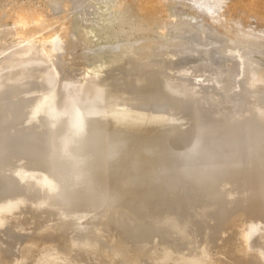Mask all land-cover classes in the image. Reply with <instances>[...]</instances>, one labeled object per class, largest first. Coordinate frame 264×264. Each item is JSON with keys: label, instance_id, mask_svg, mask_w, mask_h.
<instances>
[{"label": "water", "instance_id": "95a60500", "mask_svg": "<svg viewBox=\"0 0 264 264\" xmlns=\"http://www.w3.org/2000/svg\"><path fill=\"white\" fill-rule=\"evenodd\" d=\"M0 264H264V65L0 25Z\"/></svg>", "mask_w": 264, "mask_h": 264}, {"label": "bare ground", "instance_id": "6f19581e", "mask_svg": "<svg viewBox=\"0 0 264 264\" xmlns=\"http://www.w3.org/2000/svg\"><path fill=\"white\" fill-rule=\"evenodd\" d=\"M25 1L0 0V25H88L89 24L88 22L94 19V18L90 19L88 17H84V14L87 16L86 10L94 6L96 2L95 0H85V1L84 0H28L26 2ZM98 1L103 3L109 0H101V1L98 0ZM110 1L111 4L113 5L115 4L116 6H121L126 11L125 14L129 16L128 18L129 22L127 19V24H136L142 27H146L161 33H165L177 38H181L196 44H200L212 49H216L264 65V35L262 38L260 37L261 35L255 36V34H252L253 32L248 34L246 32H241V30L240 32L236 30L237 32L235 33L238 34L236 35L234 34V31H231L230 29V32L227 31L229 35L226 36L216 31L217 29L216 27L221 23L223 24L225 22V24L227 25L233 23V26L237 24L239 27L242 28H250V29L257 28L260 31H263L264 34V16L258 15L256 13L255 8L252 6H249L247 4H246L247 6L245 5L237 6L238 4L235 5L231 3L232 5L227 6L228 7L227 9H222L218 11L216 8L217 18L215 17L216 20L214 23L213 21L211 22L213 24H209V22L206 20L207 17L204 18L202 14H200V12L198 11L197 7L195 8L193 5L189 4V2L192 1L189 2L187 0H110ZM208 2L211 4L214 3V5L215 4L218 5V3L223 2V0H208ZM173 3L177 4L176 7L179 6L180 4H182L183 6L188 4V6H190V9H193L194 13L192 12V15L193 14L196 15V17H194L195 19H192L193 17L192 16L191 22L189 21L187 23L185 21L184 23V21L182 20V17L184 16L181 17L179 15L180 12L178 9H176L173 6ZM185 8L188 9V7ZM186 11L184 13H186ZM212 13L213 12H211V14ZM179 16L181 17V19H177L179 18ZM230 26L232 27V25ZM252 31L254 30L252 29ZM223 33L225 34V31H223ZM230 35L231 36L234 35V37L233 36L230 37Z\"/></svg>", "mask_w": 264, "mask_h": 264}, {"label": "rangeland", "instance_id": "374dc122", "mask_svg": "<svg viewBox=\"0 0 264 264\" xmlns=\"http://www.w3.org/2000/svg\"><path fill=\"white\" fill-rule=\"evenodd\" d=\"M23 1H25V0H23ZM26 1H28V0H26ZM25 1V2H26ZM85 1V0H84ZM96 2H95V4L96 5H98V6H96L95 4H94V6L93 7H90V8H88L86 11H87V16L84 14V17H88V18H90V19H93V20H90V21H92V22H88L90 25H93V24H127V19L129 18V16L127 15V14H125L126 13V11L123 9V7H121V6H116L115 4L113 5V4H111V1L109 0V1H107V2H99L98 0H95ZM101 1V0H100ZM188 2L189 1H192V2H189V4L190 5H193L195 8L197 7V9H198V11L200 12V14H202V16L204 17V18H206V20L209 22V24H213L214 22H215V20H216V18H217V10L219 11V10H222V9H227L228 7L227 6H231L232 4H235V5H237V6H243V5H245V6H247V5H249V6H252V7H254L255 8V10H256V13L258 14V15H263L264 16V0H223V2H221V3H218V5L217 4H215L214 5V3H209L208 2V0H187ZM196 1V2H195ZM233 1V2H232ZM235 1V2H234ZM200 2V3H199ZM204 2V3H203ZM250 2V3H249ZM261 2V3H260ZM99 3H100V6H99ZM107 3V4H106ZM110 3V4H109ZM192 3V4H191ZM197 3V4H196ZM203 3V4H202ZM223 3V4H222ZM232 3V4H231ZM104 4V5H103ZM109 4V5H108ZM200 4H202V5H200ZM228 4V5H227ZM247 4V5H246ZM176 5L177 4H175V3H173V6L176 8V9H178L179 10V12L180 13H182V14H180L179 13V15L182 17V16H184V17H182V20L184 21V23H185V21L188 23L189 21L191 22V17H192V19H195L194 17H196V15L195 14H193L192 15V12H193V9H190V6H188V4H186L185 6H183L182 4H178L179 6H177L176 7ZM206 7H205V6ZM110 7V8H108V7ZM103 7V8H102ZM115 7V8H114ZM118 7V8H117ZM184 7V8H183ZM185 7H188V9L187 8H185ZM102 8V9H101ZM105 8H107V9H105ZM122 8V9H121ZM216 8H217V10H216ZM96 9V10H95ZM116 9V10H115ZM181 9V10H180ZM209 9V10H208ZM214 9V10H213ZM262 9V10H261ZM95 10V11H94ZM100 12H99V11ZM109 10V11H108ZM123 10V11H122ZM187 10V11H186ZM190 10H191V12H190ZM107 11V12H106ZM111 11V12H110ZM120 11V12H119ZM186 11V13H184ZM94 12V13H93ZM102 12V13H101ZM109 12V13H108ZM114 12V13H113ZM211 12H213L212 14H211ZM99 13V14H98ZM105 13V14H104ZM112 13V14H111ZM194 13V12H193ZM93 14V15H92ZM99 16H97V15ZM108 14H110V15H108ZM214 14V15H213ZM216 14V15H215ZM105 15V16H104ZM113 15V16H112ZM195 15V16H194ZM102 16H103V18H102ZM110 16V17H109ZM128 16V17H127ZM179 16V18H177V19H181V17ZM110 19H109V18ZM190 17V18H189ZM216 17V18H215ZM106 18H107V20H106ZM115 18V19H114ZM213 19V20H212ZM105 21V22H104ZM110 21H112V22H110ZM213 21V23H211ZM101 22V23H100ZM108 22V23H107ZM124 22V23H123ZM126 22V23H125ZM128 22H129V19H128ZM92 23V24H91ZM88 24V25H89ZM225 22L222 24H220V25H218L216 28V31H218L219 33H221V34H223V35H226V36H228L229 35V33L228 32H230V29H231V31H234V34H236V35H238L237 33H235V32H237V31H239L240 32V30H241V32H246V33H252V34H255V36H259V35H261L260 37H262L263 38V31H260L259 29H255V28H242V27H239L237 24L236 25H234L233 26V23L232 24H230V25H232V27L230 26V25H227V24H225ZM229 28H228V27ZM223 27V28H222ZM229 29V30H228ZM235 29V30H234ZM243 29V30H242ZM245 29V30H244ZM248 29H250V30H248ZM252 29L254 30V31H252ZM237 30V31H236ZM223 31H225V34L223 33ZM228 31V32H227ZM262 32V33H261ZM227 33V34H226ZM233 37H234V35H232ZM231 35H230V37H232Z\"/></svg>", "mask_w": 264, "mask_h": 264}]
</instances>
